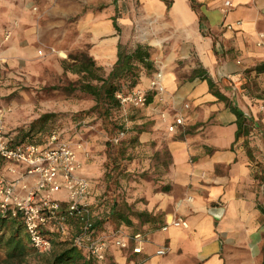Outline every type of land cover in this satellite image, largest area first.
<instances>
[{
    "label": "crops",
    "instance_id": "0c3cea01",
    "mask_svg": "<svg viewBox=\"0 0 264 264\" xmlns=\"http://www.w3.org/2000/svg\"><path fill=\"white\" fill-rule=\"evenodd\" d=\"M45 1L56 2L8 1L5 48L13 59L35 54L29 7ZM56 11L62 21L74 19L69 30L85 59L108 69L118 45H144L155 71L140 77L137 89L147 90L156 72L163 76L164 91L148 96L147 117L134 133L167 168L155 190L148 184L133 195L135 210L150 218L116 227L147 231L149 242L140 255L112 250L114 261L264 264V47L257 46L264 0H58ZM175 117L183 125L169 133ZM175 220L187 227L162 230ZM163 246L166 255L156 256Z\"/></svg>",
    "mask_w": 264,
    "mask_h": 264
},
{
    "label": "rangeland",
    "instance_id": "374dc122",
    "mask_svg": "<svg viewBox=\"0 0 264 264\" xmlns=\"http://www.w3.org/2000/svg\"><path fill=\"white\" fill-rule=\"evenodd\" d=\"M57 7L58 0L45 1L29 7V14L34 17L35 30L31 39L35 54H29L25 60L13 59L6 52L5 44L10 38L5 41L3 34L6 31L11 32L10 28L0 34V56L4 60L1 69L3 78L0 81V111L3 125H5V117H8L12 129L24 128L30 126V123L42 113H55L51 121L61 128L59 129L61 133H66V140L82 146V150L77 152V159L81 165L80 172H83V176L96 181V190L100 193L106 191L105 176L112 171L110 149L120 148L123 145L126 151L118 176L119 184L114 195L109 192L110 198L113 197L109 203L117 202L124 215L135 217V213L138 212L134 208L133 195L142 190L146 191L148 184L155 190L167 166L165 161L160 160V158L163 160V156H159L149 150L147 145L138 142V137L134 133L136 127L140 125L138 123L140 118L143 120L147 117L142 115L145 112L144 108L120 105L119 115L126 134L121 144L113 142L115 136H107L96 114L81 115L80 119L77 117L78 119L75 120L69 117L77 116L81 110L89 111L91 102L64 91V88L75 83L77 78L63 71V63H80L85 61L87 54L83 45L75 44L77 33H70L69 24L74 19L60 20ZM12 15V12L3 7L0 19L9 24ZM103 73L104 70L99 74ZM145 124L148 122H144ZM37 129L38 126H35L34 132ZM17 134L19 137L23 136L22 132ZM17 179H20V186L33 181L31 176L23 179L19 176ZM139 200L144 201L143 198ZM109 223L112 228L118 226V220L115 218L109 220ZM2 257L0 253V259ZM14 264H36V262L29 257L24 262Z\"/></svg>",
    "mask_w": 264,
    "mask_h": 264
},
{
    "label": "built area",
    "instance_id": "2783aa9c",
    "mask_svg": "<svg viewBox=\"0 0 264 264\" xmlns=\"http://www.w3.org/2000/svg\"><path fill=\"white\" fill-rule=\"evenodd\" d=\"M224 7L231 8L228 1ZM4 40L11 33L6 31ZM257 46L264 47V35H261ZM4 60L0 56L1 69ZM164 91L162 73L156 72L149 81L147 90L134 89L130 93H115L120 105L136 108L148 107V96ZM187 108V106H185ZM0 111V214L21 220L29 246L42 254L52 249L51 236L47 232L55 230L61 235L67 233V223L73 221L78 225L79 234L73 238L71 246L80 249L96 261L105 260L109 247L121 251L129 250L133 255L143 254L148 244V234L129 233L122 228H115L107 233L93 236L92 231V195L89 181L80 176L81 165L77 152L82 150L80 144L74 145L62 139L59 132H52L44 145L35 143L11 145L6 136ZM183 125V118L175 117L166 127L169 133H175ZM117 143V139H113ZM13 176L14 178H10ZM33 177L30 186L20 185V179ZM187 227L182 220L172 221L162 227ZM167 247L156 250V256H164Z\"/></svg>",
    "mask_w": 264,
    "mask_h": 264
},
{
    "label": "trees",
    "instance_id": "16d2710c",
    "mask_svg": "<svg viewBox=\"0 0 264 264\" xmlns=\"http://www.w3.org/2000/svg\"><path fill=\"white\" fill-rule=\"evenodd\" d=\"M2 6L8 9L6 0H0V13L3 11ZM9 25L10 23H4V20L0 19V34L2 31L9 29ZM102 70H104V73L99 74L100 72L102 73ZM63 71L71 73L77 78V81L64 88V91L74 93L75 97L84 98L91 102L90 107H88L89 111L81 110L77 116L69 117L75 120L82 117L81 115L96 114L107 136H115V139L121 144L126 134L124 124L119 115L120 104L115 98V93H130L138 87L140 77L151 75L155 71L149 48L144 45H136L134 49L128 50L118 45L117 60L111 68H103L97 65L92 58H88L80 63L64 62ZM149 101L150 99H148ZM236 115L238 116V133H240L242 117L238 113ZM54 117L55 113H42L30 123V126L19 129H12L11 121H9L8 117H5L4 128L9 143L11 145L35 143L42 146L52 132H59L61 138L65 139L66 133H61V130H59L61 128L55 126L51 121ZM35 126H38V129L34 132ZM18 132H22L23 136L19 137ZM31 133L34 135H30ZM110 150L112 171L105 176L106 191L104 190V192L100 193L95 190L96 181L83 176V172H80V176L89 181L93 191V227L92 231H89L90 235L93 236L106 233L109 229H115L109 225V220L112 218L118 220V225L127 228L132 226L133 216L124 215L120 211L117 202L112 201L109 203L110 199L113 198H110L109 192L114 195L115 189L119 184L118 176L121 172L126 149L121 145L120 148ZM261 181L264 183V178ZM135 216L142 219L150 218L146 212L135 213ZM151 218L157 220L158 216L154 217L151 215ZM131 233L148 234L147 231L137 230ZM76 234H79V228L73 221L67 223V233L65 235H61L55 230L47 232V235L51 236L52 249L49 252L39 254L29 246L21 220L0 214V253L3 256L0 259V264L21 263L29 257L33 258L36 264H117L114 261V257L110 255L112 250L114 252L118 251L114 247H109L105 260L102 262H98L88 253L72 247L71 243Z\"/></svg>",
    "mask_w": 264,
    "mask_h": 264
},
{
    "label": "water",
    "instance_id": "95a60500",
    "mask_svg": "<svg viewBox=\"0 0 264 264\" xmlns=\"http://www.w3.org/2000/svg\"><path fill=\"white\" fill-rule=\"evenodd\" d=\"M215 215H218L217 213Z\"/></svg>",
    "mask_w": 264,
    "mask_h": 264
}]
</instances>
